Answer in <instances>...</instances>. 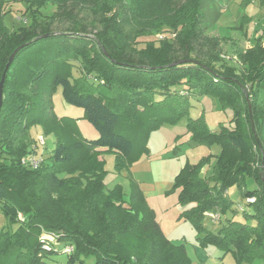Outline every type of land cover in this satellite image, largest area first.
I'll list each match as a JSON object with an SVG mask.
<instances>
[{"label": "trees", "instance_id": "trees-1", "mask_svg": "<svg viewBox=\"0 0 264 264\" xmlns=\"http://www.w3.org/2000/svg\"><path fill=\"white\" fill-rule=\"evenodd\" d=\"M12 2L27 5L31 23L10 31L9 1L0 0V81L10 56L22 47L6 73L0 113V210L19 225L15 232H0L1 264H45L47 254L62 253L43 251L41 227L74 247L71 263L95 254L94 264H191L185 246L166 238L131 175L128 206L119 187L106 192L100 157L115 152L133 161L138 150L147 151L152 129L176 123L188 114L192 98L207 95L232 111L233 127L212 132L202 118H189L192 141L221 152L212 178L200 175L205 160L187 165L170 193L178 191V204L190 207L180 217L203 235L200 247L232 254L237 264L264 262V30L252 48L237 50L233 66L222 58V38L207 35L221 16L216 0ZM49 5L57 12L46 26L38 15ZM82 12L88 17L79 18ZM241 20L242 26L251 22L246 15ZM55 21L70 27L56 31ZM158 34L166 38L156 39ZM74 67L81 71L77 79ZM57 87L68 104L84 110L98 139L85 138L76 119L54 114ZM33 127L56 143L36 170L21 164L35 153ZM246 175L258 188L243 190L246 201L255 198L247 202L250 213L241 211L245 221L229 220L217 233L207 231L205 213H237L228 190L235 184L243 189Z\"/></svg>", "mask_w": 264, "mask_h": 264}, {"label": "rangeland", "instance_id": "rangeland-1", "mask_svg": "<svg viewBox=\"0 0 264 264\" xmlns=\"http://www.w3.org/2000/svg\"><path fill=\"white\" fill-rule=\"evenodd\" d=\"M8 1V8L6 9L8 14L5 23L10 31L15 32L21 26H29L31 17L27 5L12 2V0ZM216 2L221 9V16L216 25L207 32V35L222 38V58L228 60V64L235 66L237 50H247L254 46L256 37L264 30V0H216ZM55 12H57V6L49 5L47 8L41 9L38 21L47 23L46 26H49L51 18L47 19V17ZM245 15L251 22L242 26L241 18ZM86 17H88L86 12L79 14L81 19ZM86 25L87 27L91 26V23ZM69 27L68 21L62 23L55 21L52 28L60 31ZM125 31L129 35L132 33L130 27L125 28ZM170 38L171 43H176L175 34H172ZM156 39H158L157 35ZM144 46V44H140V48ZM71 75L74 79L79 78L81 76L80 69L74 67ZM162 99L160 96L156 97V100ZM52 102L54 114L58 118L76 119L78 128L85 138L89 140L98 139L99 134L85 118L84 110L68 104L63 98L61 87H57ZM188 110V114L176 123H162L160 127L152 129L147 137V151L138 150V156L133 161L127 162L115 152L103 154L102 158L105 161V171L107 172L104 181L106 192L119 187L122 190L124 200L127 202L126 206H128L130 197L129 176L131 175L143 191L148 205L154 210L166 238L174 245L185 246L191 264H237L232 254L224 255L214 246L208 245L205 248H200L197 239L203 235H199L189 222L180 217L181 206L178 204V191L170 193L176 177L187 165L197 166L205 160L200 175L202 178H212L217 157L221 152L219 146L209 147L192 141L188 131L189 118H202L212 132H220L223 127H233L234 116L232 111L224 109L220 101L211 95L192 98ZM29 137L32 143L37 142L39 137H45L47 146L44 150L45 157L55 148L54 138L44 135L40 127L30 129ZM39 152L42 150L40 149ZM256 167L259 165L257 164ZM244 183L243 189L235 184L228 190V198L233 203L232 208L237 210V213L228 212L226 215H222L221 220L216 224L205 213L203 226L207 231L217 233L229 220L245 221L244 214L239 209L240 205L244 207L246 212L250 213L251 210L247 207L243 190L246 188L248 191H253L258 188V185L251 175L245 176ZM18 228L19 225H11L0 210V232L3 230L15 232ZM40 230L42 232V227ZM67 245L68 243L62 242L59 248L63 249ZM96 258L95 254L89 256L82 254L74 263H71L69 255L55 253L47 254L43 262L45 264H94ZM4 263L9 264L8 261L3 260L2 264ZM252 264H264V262L258 260Z\"/></svg>", "mask_w": 264, "mask_h": 264}, {"label": "built area", "instance_id": "built-area-1", "mask_svg": "<svg viewBox=\"0 0 264 264\" xmlns=\"http://www.w3.org/2000/svg\"><path fill=\"white\" fill-rule=\"evenodd\" d=\"M157 36H158L159 40L166 38V34H158ZM46 147L47 146H46L45 137H39V139L37 141V146H35L33 148L35 153L29 154L28 156L24 157L21 160L22 166L27 168V169H30V170L38 169L45 162L44 150L46 149ZM40 149L42 150V152H39ZM247 202L248 203H254L255 198H248ZM239 209H241V211H243L244 208L241 206ZM206 215L209 218H211L215 224L221 220V216H222L218 212H208V213H206ZM60 237L61 236L59 234H57L55 232L47 231V230L42 228V232L40 234L39 240H40V243L42 245L43 251H45V252L60 251V252L65 253L67 255H72L74 253V247L73 246L67 245L63 249L59 248V246L61 244L59 242Z\"/></svg>", "mask_w": 264, "mask_h": 264}, {"label": "water", "instance_id": "water-1", "mask_svg": "<svg viewBox=\"0 0 264 264\" xmlns=\"http://www.w3.org/2000/svg\"><path fill=\"white\" fill-rule=\"evenodd\" d=\"M43 37H46V36H43ZM22 47L16 49L12 55L10 56L9 58V61L6 65V68H5V71L3 73V76H2V79H1V82H0V113H1V108H2V105H3V94H4V83H5V79H6V73L7 71L9 70L11 64L13 63L17 53L21 50ZM186 61H183V62H178L176 64H180V63H185ZM248 105H249V113L250 115L252 114V109H251V105H250V102L248 101Z\"/></svg>", "mask_w": 264, "mask_h": 264}, {"label": "crops", "instance_id": "crops-1", "mask_svg": "<svg viewBox=\"0 0 264 264\" xmlns=\"http://www.w3.org/2000/svg\"><path fill=\"white\" fill-rule=\"evenodd\" d=\"M253 47V46H252ZM252 47H250V48H252ZM249 49V48H248ZM100 159L101 160H103V158H102V156L100 157ZM240 207H241V205H240ZM243 207V206H242ZM190 207H187V208H183V207H180V215L185 211V210H187V209H189ZM159 223V222H158ZM160 224V223H159ZM161 226V225H160ZM162 228V227H161ZM169 240V239H168ZM173 243V242H172ZM200 248H202V247H200Z\"/></svg>", "mask_w": 264, "mask_h": 264}]
</instances>
